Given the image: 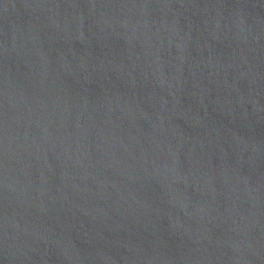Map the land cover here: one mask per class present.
<instances>
[{
    "label": "water",
    "instance_id": "95a60500",
    "mask_svg": "<svg viewBox=\"0 0 264 264\" xmlns=\"http://www.w3.org/2000/svg\"><path fill=\"white\" fill-rule=\"evenodd\" d=\"M0 264H264V0H0Z\"/></svg>",
    "mask_w": 264,
    "mask_h": 264
}]
</instances>
